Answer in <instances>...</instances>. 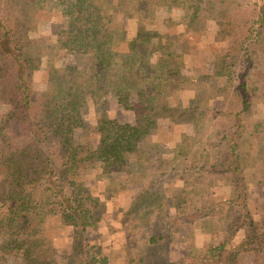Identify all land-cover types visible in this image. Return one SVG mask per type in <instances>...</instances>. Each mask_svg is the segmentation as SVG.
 <instances>
[{"label": "trees", "instance_id": "trees-1", "mask_svg": "<svg viewBox=\"0 0 264 264\" xmlns=\"http://www.w3.org/2000/svg\"><path fill=\"white\" fill-rule=\"evenodd\" d=\"M153 1L185 13L188 28L169 20L175 36L160 33ZM115 2L0 0V104L10 107L0 115V264L11 258L23 264H112L103 246L89 238L91 212L100 200L86 195L83 175L98 163L108 179L130 181L134 169L152 170L136 199L146 218L133 229L145 231L151 250L216 220L222 237L179 264H242L247 255L264 264V209L256 210L264 198V122L249 130L264 104V0ZM122 7L129 12L121 18ZM209 12L217 25L213 38L207 36ZM41 13L64 20L50 51L28 35L29 19ZM179 52L197 64L205 56L214 59L208 72L201 71L204 87L193 106L171 104L176 86L187 84ZM49 53L50 91L39 97L33 76L38 58ZM77 55L82 64H61ZM112 88L120 89L118 105L133 121L101 114L97 143L78 141L91 103ZM165 113L174 124L191 118L196 134L182 131L172 146L156 140L157 116ZM49 220L72 233V250L62 263ZM129 260L173 264L142 256Z\"/></svg>", "mask_w": 264, "mask_h": 264}, {"label": "rangeland", "instance_id": "rangeland-1", "mask_svg": "<svg viewBox=\"0 0 264 264\" xmlns=\"http://www.w3.org/2000/svg\"><path fill=\"white\" fill-rule=\"evenodd\" d=\"M107 2L109 5L116 4L115 0H107ZM151 5L156 12L159 32L164 35L175 36V33H177L178 30L171 24V22H168L169 20H173L176 23L183 22L185 13L170 12L160 1H153ZM128 12L129 8L122 7L120 9L121 18L125 17ZM207 18V36L213 38L217 32L214 12L207 13ZM63 25L64 20L62 18L54 17V14L41 13L40 17L29 19L28 35L32 40L40 41V44L38 45L39 49H48L50 51L53 44L50 39L55 36L56 31H58ZM183 28H188L186 22H183ZM54 46L56 47L55 44ZM179 53L183 75L188 81L184 86H176L177 92L175 97L171 99V102L173 105H178L183 100L186 105L193 106L190 104L192 98L197 95L199 96L204 87V81L201 78V71L206 72V68L200 70L201 66H199L197 77H191L192 72L186 65L184 55L182 52ZM49 57L50 53L38 58L39 70L33 76V88L36 95L39 97L44 96L50 91V86L47 83V65ZM203 58H206L202 64L204 67H207L205 64H212L213 58L210 56H205ZM83 61L84 58L82 56H68L66 62H61V64H82ZM120 96V89L112 88L108 91L104 99L95 104L91 103V107L87 113L88 126L86 127V130H83L80 133L78 132V141H88L93 145L97 143L98 137L94 132V129L96 121L101 114L116 116L124 122L133 121V115L131 112H126L120 109L118 105V99ZM8 113H10V107L0 104V115ZM166 116L167 118L169 117L168 114H166ZM157 119L161 124V129L155 132L154 138L156 140L163 139L167 142V137H169L172 143L175 144V140H177L182 131L191 135L196 134V125H194L191 118L185 120V128L179 126L169 128L167 122L168 119L163 115H158ZM260 122H264V104L259 105L253 114L249 122L250 132L257 131ZM57 146V144L50 145L51 148ZM166 147L169 148L170 146ZM101 165V163H98L93 169L83 175L86 195L88 197L98 196L100 200V208L91 212L94 226L89 231V238L92 243L101 244L103 246L104 252L111 259L112 264H130V258L139 256L149 259L154 263L169 261L173 262V264H179L181 258L191 255L196 251L198 252L199 249L201 250L206 245L214 244L222 237V222L207 220L202 224L197 225L192 232H187L182 236L174 238L171 243L164 246L163 249L151 250L153 248L148 246L145 231H142L141 229L137 231L133 230L134 226L139 225V222L146 218V215L144 214V205L141 201H136V199L141 195L142 188L148 186L150 182V178L148 177V174L150 173H147L149 172V169L146 171H138V169L133 170L131 180L136 182L134 185L130 182L131 180L129 181V179H127V177L120 178L114 175L111 179H108L107 177L102 176L99 171ZM259 194V192H256L254 198H260ZM152 199L155 201L154 197ZM145 202H152V200H144V204ZM263 209L264 198L261 197L260 202L256 204V210L260 214ZM131 210L132 214L129 215ZM230 220L231 216L224 221L229 222ZM47 229L49 234L54 238L58 261L62 263L65 256L71 253L72 233L70 230L62 227L56 220H49ZM180 237L182 239H180ZM187 239H190V243ZM4 264H23V262L20 258H11L8 259L7 262H4ZM185 264H187V262ZM242 264H253L252 256L247 255L243 259Z\"/></svg>", "mask_w": 264, "mask_h": 264}, {"label": "crops", "instance_id": "crops-1", "mask_svg": "<svg viewBox=\"0 0 264 264\" xmlns=\"http://www.w3.org/2000/svg\"><path fill=\"white\" fill-rule=\"evenodd\" d=\"M184 55V54H183ZM184 59H185V62H186V65L188 66V69L192 72V76L191 77H197V74H198V72H199V66H201L200 67V70H204V68H210L211 67V65H207V67H203L202 66V64H203V62H204V60H201L200 61V63H198L197 64V58H193L192 60L190 59V60H188L186 57H185V55H184ZM213 62H214V59H213ZM212 62V63H213ZM206 72H208V70L206 69L205 70ZM182 73H183V70H182ZM196 73V74H195ZM196 75V76H195ZM183 79L185 80V81H188V79H186V78H184V75H183ZM192 79V78H191ZM185 84H183V86H184ZM179 86V85H178ZM176 92H177V87H176V89H175V94H176ZM175 97V95L172 97V98H174ZM171 98V99H172ZM183 100L181 101V103H179L178 105H173L172 104V102H171V104H172V106L173 107H177V106H179V105H183ZM166 114H168V113H165V114H161V116L163 115L166 119H168L167 120V122H168V127L170 128V127H176V126H179V127H183V128H185V126H184V124H185V120H181L180 122H178V123H176V124H174V123H172V120H171V117L169 116L168 118H167V116H166ZM169 115V114H168ZM158 117V116H157ZM158 120V119H157ZM158 124H159V129H161V124H160V122H159V120H158ZM195 125V124H194ZM159 129L157 130V131H159ZM157 131H155V132H157ZM155 132H154V135H155ZM153 135V136H154ZM176 141V140H175ZM171 142V139L169 138V137H167V145H169V144H171L170 143ZM169 143V144H168ZM175 144H177V143H175ZM152 172V170L151 169H149V172H147V173H151ZM121 177V176H120ZM131 180V179H130Z\"/></svg>", "mask_w": 264, "mask_h": 264}]
</instances>
